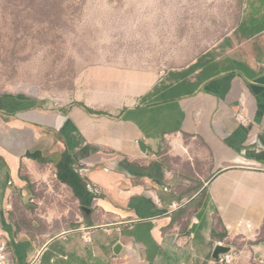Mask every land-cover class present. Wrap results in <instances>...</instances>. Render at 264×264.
<instances>
[{"label":"crops","instance_id":"crops-1","mask_svg":"<svg viewBox=\"0 0 264 264\" xmlns=\"http://www.w3.org/2000/svg\"><path fill=\"white\" fill-rule=\"evenodd\" d=\"M161 7L131 49L87 63L73 98L0 95L15 264H218L219 246L264 264V0ZM67 214L74 228L34 231Z\"/></svg>","mask_w":264,"mask_h":264},{"label":"rangeland","instance_id":"rangeland-1","mask_svg":"<svg viewBox=\"0 0 264 264\" xmlns=\"http://www.w3.org/2000/svg\"><path fill=\"white\" fill-rule=\"evenodd\" d=\"M183 2L0 0V95L35 97L44 103L73 98L87 63L109 60L124 47L131 49L143 39L145 23L157 15L156 7ZM45 202L48 206L32 207L39 218L51 215L52 199ZM70 219L67 214L45 230L37 223L34 231L53 236L74 228Z\"/></svg>","mask_w":264,"mask_h":264},{"label":"built area","instance_id":"built-area-1","mask_svg":"<svg viewBox=\"0 0 264 264\" xmlns=\"http://www.w3.org/2000/svg\"><path fill=\"white\" fill-rule=\"evenodd\" d=\"M218 264H232L233 257L228 254L221 256L217 261ZM0 264H15L12 254L5 237L0 234ZM28 264H39V257H34Z\"/></svg>","mask_w":264,"mask_h":264},{"label":"water","instance_id":"water-1","mask_svg":"<svg viewBox=\"0 0 264 264\" xmlns=\"http://www.w3.org/2000/svg\"><path fill=\"white\" fill-rule=\"evenodd\" d=\"M142 146L144 149H146L145 148L146 145L144 143L142 144ZM84 210H86V209H84ZM123 248H124L123 245H117L115 247V250H114L115 254H120L122 252ZM230 253H231V250L229 248H226L224 246H219L214 250L213 259L215 261H218L221 256L228 255Z\"/></svg>","mask_w":264,"mask_h":264}]
</instances>
